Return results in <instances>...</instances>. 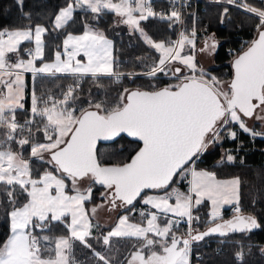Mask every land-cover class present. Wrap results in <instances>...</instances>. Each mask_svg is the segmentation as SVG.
Listing matches in <instances>:
<instances>
[{
  "label": "snow or ice",
  "instance_id": "snow-or-ice-1",
  "mask_svg": "<svg viewBox=\"0 0 264 264\" xmlns=\"http://www.w3.org/2000/svg\"><path fill=\"white\" fill-rule=\"evenodd\" d=\"M226 3L234 5L236 0ZM16 5L21 17L31 21V14L23 11L24 0H16ZM239 6L254 14L259 22L255 25L256 37L233 60L234 76L226 90L222 81L197 66L195 27L169 42H157L145 32L141 22L149 18L183 23L178 8L158 12L152 0H70L55 14L51 29L31 23L0 27V129L5 130L9 141L19 134L20 148H30V158L11 147L0 150V205L4 206V224L8 229L7 238L0 241V264H76L75 242L92 248L88 238L95 227L85 208V203L92 199V187L81 191L77 186L86 178L108 190L101 195L113 208L134 206L139 199L156 210L141 211L139 223L123 215L103 237L104 245H109L114 237L137 242L127 264H192L194 242L213 234L227 237L232 233H251L264 226L257 216L241 209L239 177L218 179L214 171L190 166L194 165V158L221 142L222 133L236 140L237 132L230 127L233 124L253 137L264 136V132L249 128L244 119L255 116L264 122V8L246 2ZM77 9L94 14L93 21H99L106 10L120 17L121 23L138 31L160 54L146 75H171L176 83L153 85L150 90L125 88L113 104L89 102V107L81 108L78 114L70 103L76 99L73 86H68L61 99L37 96L33 88L31 115L20 123L17 110L24 109L25 73H32L33 78L37 74L58 73L90 74L94 78L114 76L117 81L125 75L114 70L113 42L87 21L82 34L67 33L62 44L53 50L51 62L45 61L43 37L69 25ZM227 13L225 8L223 14ZM32 41L34 48H22ZM186 45L192 49L188 54ZM216 46L212 37L205 40L199 51ZM37 61L41 66H37ZM174 64L187 68L190 74H183L182 67ZM25 132L27 136L23 135ZM36 133H42V141L35 138ZM125 135L142 142L135 154L118 163L102 161L97 155L98 142L116 143L117 138ZM32 158L50 165V170L34 169ZM235 159L232 154L226 155L227 161ZM185 174L191 175L187 193L177 188L163 195H149L146 191L168 189L174 179ZM66 180L71 181L74 195L67 191ZM205 201L211 204V226L201 232L192 224L200 219L194 210ZM226 205L234 206L231 219L223 218ZM97 207L91 209L92 216ZM182 221L187 223V231L177 235ZM61 226L67 234L38 235L35 231L54 232ZM93 252L104 264H111L100 252ZM260 252L264 253V247ZM235 256L244 260L243 246Z\"/></svg>",
  "mask_w": 264,
  "mask_h": 264
},
{
  "label": "trees",
  "instance_id": "trees-1",
  "mask_svg": "<svg viewBox=\"0 0 264 264\" xmlns=\"http://www.w3.org/2000/svg\"><path fill=\"white\" fill-rule=\"evenodd\" d=\"M251 1L264 7V0ZM68 2L70 0H24L23 11L30 13L32 16L31 21H29L21 17V10L18 9L16 0H0V27H22L31 23L44 24L51 29L55 14L58 13L60 8L66 6ZM224 9L223 6L217 4H201L199 5L201 18L197 22V66L198 68H202L208 76H215L220 81L231 79L233 73L232 63L234 56H228L227 48L232 45L237 47L243 43V47H241L242 49L239 48L241 49L239 52L246 49L249 42L256 37L255 25L259 22L255 17L253 18V16L235 8H228L227 15H224ZM192 10L193 7L191 6L186 9V28L193 22ZM93 15L84 9H77L74 13V20L69 22V25L59 31L47 33L44 36L46 55L52 54L56 45H59L63 34L68 31H84V22L87 21L93 27L103 28L108 35L115 39V71L124 73L125 75L119 81L114 76H99L94 78L88 75L83 77L80 86H77L79 77L73 75L56 74L55 76H51L39 74L35 77L34 85H32L31 81L28 83L24 99V109L17 110L19 118L28 119L30 117L32 88H36V94L38 96L41 94L45 99L48 95L61 99L68 86H73L75 88L74 95L76 99L70 101V103L75 104L78 114L81 108L89 107V102L92 104L97 102H104L106 105L113 104L125 88L150 90L153 85L164 87L176 83L175 79L166 78L163 74H158L157 77L128 76L127 73H139L150 70L151 66L158 60L160 54L147 44L138 31H133L129 26L121 23L119 21L120 17L114 13L105 11V13L101 14L99 21H93ZM170 24L171 27H169ZM141 27L155 41H168L171 38H176L178 34V26L175 22L164 21L159 18H149L147 21H142ZM212 37L215 38L216 48L200 52L199 49L204 47L205 40ZM32 42H27L25 45H22V48L29 47ZM209 42L211 43V40ZM144 62L145 67L143 66ZM187 72H189L188 69L182 68L183 74ZM36 121L39 122L40 118L36 117ZM230 127L237 132V139L232 140L225 133H222L221 142L210 146L206 152L200 155L195 167L214 171L218 177L239 176L242 182L241 209L245 214L257 216L262 225H264V136L253 137L241 130L236 124ZM251 128L256 132H264V122L255 121ZM33 131L35 132V128H33ZM23 135L27 136L28 133L25 132ZM16 136L18 137L15 140H11V143L18 142L19 138H21L19 134ZM35 138L42 141V133H36ZM7 145H9L8 142H5L2 146L8 147ZM139 145L140 142L124 136L117 139L116 143H101L98 148V156L106 163L127 161L134 155ZM12 150L17 151L13 148ZM229 151H232L235 155L236 159L234 161L229 162L226 160V155ZM23 153L25 157L30 158L29 154ZM32 159L34 169L50 170V165L35 161L34 158ZM90 183H92L90 186L93 188V191L92 199L85 203L87 207L106 201L101 193L108 191L102 185L94 184L92 181ZM67 184L68 189L73 191L70 180H67ZM174 187L188 190L187 177L183 176L174 179V182L168 189L146 191L161 192ZM17 192H19V188H17ZM19 198L23 200L24 196L21 195ZM2 199L3 197L0 196V200ZM138 206L148 205H144L142 200L138 199L134 206L121 208V213H128L131 219L133 218L135 219L134 221L141 222L140 213L129 211V209L133 210V208ZM194 211L200 219L199 221H194L193 228L203 232L211 225L210 216L208 215V203H203ZM233 215L234 213L225 214L223 218L230 219ZM36 231L50 236L67 234L62 226L54 232L47 230L41 232L40 229H36ZM179 231L180 234L186 232L182 229ZM7 235L8 229L4 224V206L0 205V241H4ZM207 239H213L210 246L199 247L195 250L203 255V258L199 260L200 264H264V253L260 252V248L264 247V226L261 229L253 230L251 233H232L227 237L209 235L197 244H201ZM219 239L229 240L223 243V251L221 253H217L215 250ZM133 244H135L134 239L114 237L111 239L109 246L103 251L104 256L111 264H126L127 257L134 250ZM241 246H243L245 252L243 261L238 260L235 256V253L241 249ZM95 249L96 246L94 245H92V248H86L77 241L73 247V256L78 259L79 264H104L103 261H100L94 255L93 250ZM124 249L128 250L124 251Z\"/></svg>",
  "mask_w": 264,
  "mask_h": 264
},
{
  "label": "built area",
  "instance_id": "built-area-1",
  "mask_svg": "<svg viewBox=\"0 0 264 264\" xmlns=\"http://www.w3.org/2000/svg\"><path fill=\"white\" fill-rule=\"evenodd\" d=\"M242 2H246L247 4L249 5H252L254 7H258V8H264L263 6L261 5H258L256 3H254L253 1L251 0H236V4L234 5H229L226 3V0H152V5H153V8L156 10V11H164V12H168L171 10L172 7H176L178 8L181 13H182V18H183V23H179V22H175L176 25L178 26V34H177V37L176 38H171L170 40L166 41V42H169V41H174L176 39L179 38V34L181 32L184 31V29L186 28L185 26V18H186V9L191 6L193 7V10H192V17H193V22L191 25H189L187 28L189 29V31H191V29L193 27H195L196 31H197V37H196V50H195V55H196V63H197V40H198V30H197V22L199 21V19L201 18L200 16V12H199V5L201 4H217V5H221L223 6L224 8H235V9H238L240 11H243V12H246L248 13L244 8L240 7L239 5L242 3ZM250 15H253L254 14H251V13H248ZM164 21H167V20H164ZM241 47H243V43H241L239 46L235 47V46H230L227 48V54L229 57H233L235 55H237L239 53V51L242 49ZM30 48H33V47H30ZM241 48V49H239ZM149 71V70H148ZM148 71H144V72H141V73H136L138 75H141V76H144V77H150L148 75H146V73ZM185 74H190V72L188 73H185ZM166 78H172V79H175L174 77H172L171 75L170 76H164ZM80 79L77 83V86H80ZM17 120L20 122V123H23L24 121H22L21 119H18ZM196 161H197V158L194 159V165H191V166H194L196 165ZM173 189V188H172ZM172 189H169V190H166L167 192H170L172 191ZM178 189V188H177ZM180 190V189H179ZM181 191V190H180ZM165 193L162 192V195ZM233 207L232 206L229 210V212H233ZM241 207V206H240ZM141 211H145L144 209H141ZM195 215V213H194ZM219 243L215 246V250L217 253H221L223 251V243L226 242V240L224 239H220L218 240ZM213 242V239H208L206 240L204 243H202L201 246L205 247V246H210L211 243ZM199 247V245H196V244H192V264H200L199 260H201L203 258V255L202 253H200L199 251H195L197 248Z\"/></svg>",
  "mask_w": 264,
  "mask_h": 264
},
{
  "label": "crops",
  "instance_id": "crops-1",
  "mask_svg": "<svg viewBox=\"0 0 264 264\" xmlns=\"http://www.w3.org/2000/svg\"><path fill=\"white\" fill-rule=\"evenodd\" d=\"M33 45V47L35 46L34 45V41H33V43L30 45V46H32ZM29 46V47H30ZM187 49H188V47H187ZM175 66H180V65H178V64H175ZM180 67H182L183 69H184V67L183 66H180ZM32 79H33V74L32 73H27V81H28V83H29V81H31L32 82ZM23 103H24V101H23ZM30 115H31V113H30ZM255 118V116L253 117V118H248V119H251V120H253ZM245 119V118H244ZM245 121H246V124H247V126L249 125V121L250 120H246L245 119ZM249 128H251L250 126H248ZM251 129H253V128H251ZM4 129H0V138H5V136H4ZM6 139V138H5ZM2 142H4V141H2ZM2 142H0V143H2ZM5 143V142H4ZM3 143V144H4ZM3 144H0V148L1 147H3L2 145ZM230 162V161H229ZM197 170H208V169H206V168H198V167H195ZM208 171H210V170H208ZM189 176H188V188L187 189H189V187H190V185H189V181L191 180V175L190 174H188ZM233 177H239V176H232V177H218L217 176V178L218 179H231V178H233ZM240 178V177H239ZM89 185H87L86 187H88ZM79 187V186H78ZM86 187H79L81 190H83V188H86ZM69 193H73L74 191H70L69 189L67 190ZM185 193H187L188 192V190H183ZM149 195H161L160 194V192L159 191H154V192H151V193H149ZM174 202V201H173ZM204 203H208V215L210 216V212H211V204H210V202L209 201H205ZM119 204V203H118ZM85 206H86V204H85ZM98 206V207H97ZM230 206H232V205H226L225 206V208L223 209V213H224V210L225 209H227V208H229ZM87 207V206H86ZM93 207H97V211H96V214L93 216V217H96L97 215L99 216V219L97 220V222L95 223L94 221H92L93 222V224L95 225V227H93V229H92V236L91 237H89V243L91 244V242H92V245H94V246H96V249H95V251L96 252H100L102 255H104V250L109 246V245H104V243H103V237L105 236V235H107V233L109 232V231H111L115 226H116V224L118 223V221H119V218L120 217H122L123 215H127L126 213H121V206H118V207H115V208H113L109 203H107V201H103V202H101V203H98V204H96L95 206H91V207H87L88 208V210L90 209H92ZM145 207H147L148 208V210L150 211L151 210V207L150 206H145ZM153 211H156L155 209H152ZM222 213V214H223ZM89 215H90V211H89ZM169 215H171V214H169ZM224 215V214H223ZM90 217H91V215H90ZM92 218V217H91ZM130 218V217H129ZM130 220H132L131 218H130ZM132 221H134V220H132ZM137 222V221H136ZM182 229V227L181 228H179L178 230H177V235H180V231L179 230H181ZM40 235H45V234H40ZM96 236V237H95ZM113 239V238H112ZM135 241V240H134ZM135 243H137L136 241H135ZM74 257V256H73ZM74 259H75V261H76V264H79V261H78V259L76 258V257H74Z\"/></svg>",
  "mask_w": 264,
  "mask_h": 264
},
{
  "label": "rangeland",
  "instance_id": "rangeland-1",
  "mask_svg": "<svg viewBox=\"0 0 264 264\" xmlns=\"http://www.w3.org/2000/svg\"><path fill=\"white\" fill-rule=\"evenodd\" d=\"M107 11V10H106ZM243 12V11H242ZM244 13H246V12H244ZM246 14H248V13H246ZM249 15V14H248ZM255 16H253V18H254ZM257 20H258V18L257 17H255ZM119 20V19H118ZM120 21V20H119ZM42 25H44V24H42ZM45 26V25H44ZM46 27V26H45ZM94 28H97V27H94ZM98 30H100V31H103L104 32V34L107 36V38L108 39H110L112 42H113V56H114V52H115V39L113 38V37H111L110 35H108L107 34V32L103 29V28H97ZM61 30V29H60ZM59 31V30H58ZM82 32L83 31H81V32H75V31H68L67 33H72V34H74V35H78V34H82ZM67 33H65V34H63L62 35V37H61V40H60V42H59V45H61L62 44V41H63V39L66 37V34ZM185 33H189L188 31H185ZM43 39H44V37H43ZM157 42H159V41H157ZM33 43V42H32ZM32 47H33V45H32ZM187 47H189V46H187L186 45V47H185V54H188V53H190L191 52V50L190 49H187ZM34 48V47H33ZM56 48V47H55ZM55 50V49H54ZM25 58H27L26 56H25ZM54 57L52 56V54L51 55H49V56H47L46 55V53H45V61L46 62H51V60L53 59ZM85 61H86V58H83ZM152 64H153V62H152ZM115 57H114V70H116V67H115ZM37 66H41V62L40 61H37ZM143 66L145 67V62L143 63ZM121 73V72H120ZM58 74H62L63 75V73H58ZM37 75H39V74H37ZM36 75V76H37ZM67 75H71V74H67ZM90 75V74H89ZM35 76V77H36ZM73 76H76V77H79V79H80V81H81V79L83 78V77H85V76H88V75H83V76H80V75H73ZM223 80V79H222ZM229 80H231V79H228V80H226V79H224L222 82H223V84H224V88H225V90L227 89V85H228V81ZM34 81H35V78H33L32 79V85H34ZM230 82V81H229ZM27 87H28V81H27V73H25V96H26V89H27ZM36 89V88H35ZM36 93H37V91H36ZM38 96V95H37ZM39 96H42L41 94H39ZM75 108H76V106H75V104H72ZM259 113V112H258ZM246 120H250L249 121V125L248 126H250V127H252V125L255 123V121H258L256 118H254L253 120H251V119H246ZM16 137H18V136H16ZM6 138V137H5ZM5 138H0V142H2V141H4V142H8V144L9 145H7L8 147H11V148H13V149H15V150H17V151H22V152H26L27 154H29L30 155V148H29V146L28 145H25V147L27 146V148H25L24 146H23V148L21 149L20 148V146L18 145V142H14V143H11L12 141H9V140H7V139H5ZM20 139V138H19ZM4 142H2V143H0V144H3ZM7 147H1L0 148V150H5ZM24 154V153H23ZM228 154H232V155H234L233 154V152L232 151H229V153ZM45 156L47 157V154H45ZM235 156V155H234ZM25 157V156H24ZM25 158H28V157H25ZM188 174H185V177H187V179H188ZM89 182V180L86 178V179H84V180H82V181H79L78 182V185L77 186H79V187H86L87 185H89L88 187H91L90 185L92 184V183H88ZM66 183H67V180H66ZM88 187H86V188H83V190H81V191H84V190H86ZM93 189V188H92ZM68 190V189H67ZM149 193H151V192H148V194ZM70 195H74L75 194V192H73V193H69ZM93 206H95V205H93ZM85 208L88 210V208L85 206ZM90 211V215H91V210L89 209L88 210V212ZM150 211H153L152 209L150 210ZM127 215H130V214H128V213H126ZM92 217V218H91ZM91 220L92 221H94L95 223L97 222V220L99 219V216L97 215L96 217H93L92 215H91ZM130 217V216H129ZM133 219V218H132ZM133 220H135V219H133ZM131 222H133V223H139V222H136V221H132V220H130ZM163 221H164V217L163 216H161V219H160V222L161 223H163ZM186 222L185 221H182L181 223H180V226H179V228H181V226L182 225H184ZM185 230V229H184ZM36 231V230H35ZM36 233L38 234V232L36 231ZM96 237V236H95ZM229 240H226V242H228ZM225 242V243H226ZM88 243H89V238H88ZM128 249H124V251H127Z\"/></svg>",
  "mask_w": 264,
  "mask_h": 264
},
{
  "label": "water",
  "instance_id": "water-1",
  "mask_svg": "<svg viewBox=\"0 0 264 264\" xmlns=\"http://www.w3.org/2000/svg\"><path fill=\"white\" fill-rule=\"evenodd\" d=\"M245 50V49H244ZM242 52H240L239 54H241ZM238 54V55H239ZM234 60V59H233ZM232 69H233V73H232V77H231V79L233 78V76H234V65H233V63H232ZM231 81V80H230ZM135 89V88H134ZM146 90H148V89H146ZM126 136V135H125ZM130 138V137H129ZM117 139H119V138H117ZM130 139H132V140H134V141H136L134 138H130ZM112 141H100V142H98V144H97V155H98V148H99V145L101 144V143H111ZM137 142H139V141H137ZM142 142H140V144H141ZM135 154V153H134ZM125 206H121V208H124ZM209 226H211V225H209ZM208 226V227H209ZM207 227V228H208ZM213 235H218V234H213ZM194 243H198V242H194ZM126 264H127V261H126Z\"/></svg>",
  "mask_w": 264,
  "mask_h": 264
},
{
  "label": "flooded vegetation",
  "instance_id": "flooded-vegetation-1",
  "mask_svg": "<svg viewBox=\"0 0 264 264\" xmlns=\"http://www.w3.org/2000/svg\"><path fill=\"white\" fill-rule=\"evenodd\" d=\"M129 28H130V27H129ZM88 180H89V182L91 181L90 179H88ZM89 182H88V183H89Z\"/></svg>",
  "mask_w": 264,
  "mask_h": 264
}]
</instances>
